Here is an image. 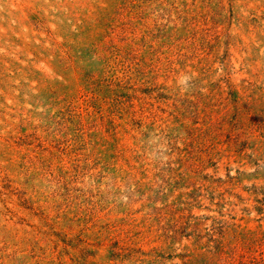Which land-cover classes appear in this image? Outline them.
<instances>
[{
  "label": "rangeland",
  "instance_id": "rangeland-1",
  "mask_svg": "<svg viewBox=\"0 0 264 264\" xmlns=\"http://www.w3.org/2000/svg\"><path fill=\"white\" fill-rule=\"evenodd\" d=\"M0 264H264V0H0Z\"/></svg>",
  "mask_w": 264,
  "mask_h": 264
}]
</instances>
